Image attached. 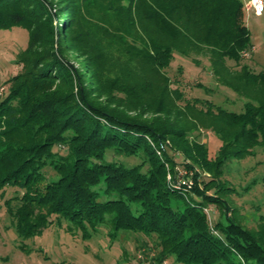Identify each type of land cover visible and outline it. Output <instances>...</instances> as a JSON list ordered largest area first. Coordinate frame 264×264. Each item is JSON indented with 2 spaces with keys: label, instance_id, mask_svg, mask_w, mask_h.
<instances>
[{
  "label": "trees",
  "instance_id": "1",
  "mask_svg": "<svg viewBox=\"0 0 264 264\" xmlns=\"http://www.w3.org/2000/svg\"><path fill=\"white\" fill-rule=\"evenodd\" d=\"M14 27L29 44L0 99V192L18 190L5 206L20 240L66 223L85 241L143 235L149 264H264V221L245 227L224 199L228 163L264 150V72L228 64L254 48L241 0H0V31ZM201 52L241 112L180 105L166 72Z\"/></svg>",
  "mask_w": 264,
  "mask_h": 264
},
{
  "label": "rangeland",
  "instance_id": "2",
  "mask_svg": "<svg viewBox=\"0 0 264 264\" xmlns=\"http://www.w3.org/2000/svg\"><path fill=\"white\" fill-rule=\"evenodd\" d=\"M241 1L244 4V24L250 31L254 48L244 56L240 65L234 61L228 64L234 70L247 65L253 73L264 72V13L256 15L251 8V0ZM28 44V32L22 27L0 31V99L8 92L9 79L21 72L22 67L16 62ZM166 73L171 79L172 89H178L183 95L182 106L195 99H207L230 111L243 110L245 100L215 79L210 58L203 52L190 58L176 57ZM199 136L209 147L210 155L216 156L219 138L205 130ZM112 154L109 159H112ZM117 159L130 166L140 163V159L135 157ZM47 173L49 176L55 174L51 170ZM225 173V180L236 190V193L224 197L234 217L245 227L257 229L264 221V150L258 148L254 157L244 161H230ZM17 191L6 188L4 195L0 192V264H149L156 253L151 241L143 235L126 233L112 240L108 236V228H102L91 240L85 241L80 234L67 232L66 223L62 226L55 223L43 234L22 241L5 206V201L15 196ZM207 212L212 225L222 219L223 211L216 205H210ZM166 264L178 263L170 259Z\"/></svg>",
  "mask_w": 264,
  "mask_h": 264
},
{
  "label": "built area",
  "instance_id": "3",
  "mask_svg": "<svg viewBox=\"0 0 264 264\" xmlns=\"http://www.w3.org/2000/svg\"><path fill=\"white\" fill-rule=\"evenodd\" d=\"M251 8L256 15H262L264 13V0H251Z\"/></svg>",
  "mask_w": 264,
  "mask_h": 264
}]
</instances>
